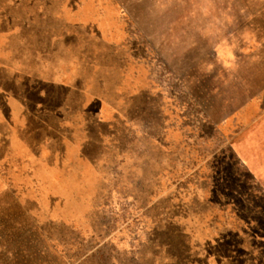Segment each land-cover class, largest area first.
Wrapping results in <instances>:
<instances>
[{
  "label": "rangeland",
  "instance_id": "374dc122",
  "mask_svg": "<svg viewBox=\"0 0 264 264\" xmlns=\"http://www.w3.org/2000/svg\"><path fill=\"white\" fill-rule=\"evenodd\" d=\"M100 4L92 164L62 133L0 164V264H264V0Z\"/></svg>",
  "mask_w": 264,
  "mask_h": 264
},
{
  "label": "crops",
  "instance_id": "0c3cea01",
  "mask_svg": "<svg viewBox=\"0 0 264 264\" xmlns=\"http://www.w3.org/2000/svg\"><path fill=\"white\" fill-rule=\"evenodd\" d=\"M102 25L100 0H0V164L5 174L42 173L11 160L29 163L26 150L45 163L54 133H62L67 149L87 159L80 153L86 133L66 130L75 119L69 116L75 112L70 103H79L77 113L87 112L89 118L93 102L106 105L102 95L92 92L87 50L93 38L102 36ZM100 120L106 123L102 113Z\"/></svg>",
  "mask_w": 264,
  "mask_h": 264
}]
</instances>
